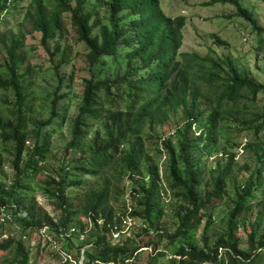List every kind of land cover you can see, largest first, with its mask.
<instances>
[{"label":"trees","instance_id":"1","mask_svg":"<svg viewBox=\"0 0 264 264\" xmlns=\"http://www.w3.org/2000/svg\"><path fill=\"white\" fill-rule=\"evenodd\" d=\"M217 5L234 7V17L251 27L256 47L264 50V27L242 0L205 4ZM22 7L19 31L13 33L7 29L8 17ZM185 27L186 17L167 15L161 0H0V173L3 154H10L15 176L9 186L0 180V202L14 219L0 228L15 225L24 238L36 229L41 238L39 230L50 225L61 249L77 263L83 258L84 264H138L144 248L151 249L146 264H161L178 242L165 264H264V230L259 235L264 219V82L252 80L233 58L213 49L205 56L182 52ZM33 35H40L57 75V87L46 100L47 120L37 115L42 100L36 78L43 69L29 62L34 50L27 40ZM214 40L226 45L216 34ZM79 47L87 76L66 158L57 161L50 158L51 139L65 121L59 104L70 96L73 54ZM110 64L123 71L104 75ZM70 65L73 71L62 75L61 68ZM172 122L174 134L155 133ZM235 129L250 137L246 149L256 155L243 185L232 183L243 171L234 154L220 148L222 139L229 141L226 133ZM214 151H222L221 157L209 165L207 156ZM162 157L161 165L157 160ZM28 184L54 201L57 222L36 218L33 206L22 208ZM231 184L234 205L215 242L204 236L201 247L192 244L190 238L212 220L213 208ZM126 191L131 204L117 214L112 203ZM167 197L176 205L173 232L155 227L165 216ZM125 217L141 221L145 231L134 243L113 245ZM77 220L85 230L73 225ZM210 227L207 222L205 234ZM240 228L248 233L247 249L241 247ZM89 229L90 239L81 240ZM24 238L0 244V255L13 250L11 264H31ZM72 239L89 248L74 250Z\"/></svg>","mask_w":264,"mask_h":264},{"label":"rangeland","instance_id":"2","mask_svg":"<svg viewBox=\"0 0 264 264\" xmlns=\"http://www.w3.org/2000/svg\"><path fill=\"white\" fill-rule=\"evenodd\" d=\"M210 0H161L162 9L164 12L172 17L185 16L186 17V27L184 29V42L181 48L182 52H195L201 56H205L210 49H213L218 56H229L235 60L240 68L244 69L250 78L258 83L264 82V50L258 49L256 47V35L252 31L251 27L241 19L235 18L234 14L236 9L231 5L222 6L217 5L214 7L205 6ZM245 6L253 11L258 25L264 27V0H242ZM24 6L27 2L25 1ZM25 12L24 7L18 11H12L8 17V30H12L13 33L19 31V24L22 21L23 14ZM2 30L5 29L4 26L1 27ZM70 39L74 36L72 28H69ZM3 32H6L5 30ZM217 35L221 40L226 42L225 46L220 45V41L214 40V35ZM40 35L30 36L27 43L34 50L33 55L30 56L29 62L33 65H40L43 69L41 73L38 74L36 78L37 81V91L40 99L42 100V105L38 109L37 115L39 118L47 120L50 118V108L48 107L47 98L51 99L48 94L52 95L57 87V75L54 71V62L50 60L48 53L42 47L40 43ZM74 42V40H73ZM51 49L53 45L51 44ZM1 53V52H0ZM75 54V55H74ZM73 54V60L76 62V67L72 65L64 66L61 68L62 75H67L71 73L74 69L75 80L72 84V88L69 91L70 96L62 100L59 104V112L62 118L65 120L63 127H61L51 139L50 148V158H54L57 161H62L66 158L65 147L71 141L72 137V125L74 118L78 113V108L81 104L80 94L83 87L84 77L87 76L85 72V54L81 47L76 49ZM0 58L1 54H0ZM57 60V58H56ZM83 68V69H80ZM123 71L122 67L117 64H110L107 68L103 70V74L109 77H115L118 73ZM68 92V91H67ZM3 95H0V102ZM259 104H261L262 98L258 99ZM4 106L1 105L0 107ZM207 108V106H205ZM208 109V108H207ZM59 122L55 121L54 127L58 128ZM172 122L168 126L158 128L155 133L161 134L163 137L170 136L175 133V126ZM197 131V130H195ZM229 141L225 142L224 139L221 140V149L226 150L229 154H234L237 168L242 169L241 173L235 175L232 183H238V185H243L244 181L252 172L255 167V157L254 150L246 146L250 145L251 139L247 134L239 133L238 129L232 130L228 134L226 133ZM222 151H214L209 154L207 158L209 159V165L214 164L217 158H220ZM3 169L0 173V180L5 185H12L14 181V170L12 166V155L3 154ZM227 159V156H226ZM160 161L161 165L165 161L162 157ZM251 169L246 171V169ZM43 178V175L37 177L35 183ZM138 180V178H136ZM233 184L229 187L228 195L225 196L224 200L218 201L213 208L212 220L206 221L202 224L200 229L192 235L191 243L201 247L203 245V238L207 236L210 243H214L221 227L223 221L227 218L229 212L233 208V199L235 197V189ZM29 186L31 184H28ZM34 188L30 186V190L27 192L24 198L22 208L27 211L33 206L36 218H43V221L49 223L57 222L60 218V212L56 208L54 201L47 197L43 192L39 190H33ZM26 194V193H25ZM121 194L112 203L114 210L117 214L125 213L127 206L131 203L129 198L130 192L126 191V194ZM167 207L166 213L163 220L156 224L155 227H159L163 230L173 232L176 227V221L174 220V211L176 205L168 200L167 197ZM122 223L121 231L115 234L111 242L113 245L134 243L138 239V236L145 231L144 225L139 220H130L125 217ZM209 222L210 232L204 233V226ZM74 226H78L79 229H86L83 221L77 220ZM80 226H82L80 228ZM259 227V235L263 233L264 230V219H261ZM48 227H51L50 225ZM0 231V244L6 240L17 241L20 238H24L22 235L23 230L15 225H7ZM86 234V239L89 240L91 233ZM1 234H3L1 236ZM247 231L240 228L238 237L241 239L242 248L247 249ZM23 242L26 247L30 250L31 264H84L82 260L73 262H65L56 250L54 244H49L46 240L40 238L36 232V229L31 231V236L24 238ZM72 247L74 250L78 248H86L85 243H81L76 239H72ZM180 243H175L171 246L165 257L160 260L161 264H165L168 259L174 254L178 249ZM139 256L138 264H146V261L151 253V249L144 248ZM73 255H75L73 253ZM76 256V255H75ZM15 258L14 251H10L6 254L0 255V264H11L12 260Z\"/></svg>","mask_w":264,"mask_h":264},{"label":"built area","instance_id":"3","mask_svg":"<svg viewBox=\"0 0 264 264\" xmlns=\"http://www.w3.org/2000/svg\"><path fill=\"white\" fill-rule=\"evenodd\" d=\"M26 216V214H24ZM13 216L8 212L7 208L0 202V223L1 224H9L13 222ZM75 228H72L70 232H74ZM39 235L42 239L46 240L50 245L54 244L56 246V250L61 258L65 262H73V258L63 251L57 241L55 234L53 233L52 229L48 226H44L39 230ZM86 232L81 233L80 238L81 240L85 239ZM26 238V237H25Z\"/></svg>","mask_w":264,"mask_h":264},{"label":"water","instance_id":"4","mask_svg":"<svg viewBox=\"0 0 264 264\" xmlns=\"http://www.w3.org/2000/svg\"><path fill=\"white\" fill-rule=\"evenodd\" d=\"M82 261H83V258H82Z\"/></svg>","mask_w":264,"mask_h":264}]
</instances>
